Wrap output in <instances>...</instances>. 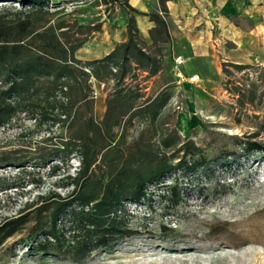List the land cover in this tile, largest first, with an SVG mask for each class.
Segmentation results:
<instances>
[{"label": "rangeland", "instance_id": "1", "mask_svg": "<svg viewBox=\"0 0 264 264\" xmlns=\"http://www.w3.org/2000/svg\"><path fill=\"white\" fill-rule=\"evenodd\" d=\"M124 1L50 0V7H63L53 19L63 18L70 33H83L108 25ZM107 31L92 32L89 42H105ZM246 45L236 62L246 67L212 60L207 80L197 84L173 79L168 44H159L163 57L156 75L139 69L127 75L125 85L138 86L144 98L163 90L170 97L154 121L135 116L123 130L114 128L115 141L122 147L135 141V147L156 153L157 162L179 168L147 184L144 199L122 201L123 234L84 256L65 248L41 252L27 240L32 225L27 220L0 241V264H264V153L247 152L243 145L246 140L264 144V46ZM75 56L86 54L81 50ZM91 83L93 116L99 121L108 92L102 82ZM100 99L102 114L96 109ZM64 134L61 126L46 129L22 111L0 127V225L26 213L39 196L70 195L73 186L66 176L79 163L75 155L65 161L55 151ZM166 137L174 146H161ZM196 160L204 165L191 174L189 163ZM175 183L182 197L178 204L162 188Z\"/></svg>", "mask_w": 264, "mask_h": 264}, {"label": "trees", "instance_id": "2", "mask_svg": "<svg viewBox=\"0 0 264 264\" xmlns=\"http://www.w3.org/2000/svg\"><path fill=\"white\" fill-rule=\"evenodd\" d=\"M159 3L166 12L163 0ZM122 6L140 13L127 0ZM62 11L63 7H50V0H0V127L19 111L46 129L61 126L65 134L55 151L62 153L65 161L75 155L79 163L75 172L66 176L73 186L70 195L39 196L37 201H41L29 204L26 213L21 211L0 225V241L29 220L32 225L27 240L34 241L37 250L61 252L65 248L84 256L125 232L118 215L123 200L144 199L147 184L179 168L157 162L156 153L149 147H135V141L122 147L113 134L114 128L123 130L122 124L135 116L154 121L167 104L168 91L144 98L138 86L125 85L124 81L138 69L151 77L156 75L163 57L159 44H168L170 38L158 13L149 15L156 24L150 31L151 44L139 38L130 17L125 41L101 58L81 60L76 51L101 25L70 33L63 18L53 19ZM227 64L238 69L247 66ZM227 64L223 65L225 73ZM91 79L102 82L108 92L106 110L99 121L93 116ZM110 80L113 87L108 86ZM168 140H161L165 149L174 146ZM243 145L247 152L264 153V144L258 141L246 140ZM203 165L202 160L189 163L190 173ZM162 188L171 203L180 202L178 183Z\"/></svg>", "mask_w": 264, "mask_h": 264}, {"label": "crops", "instance_id": "3", "mask_svg": "<svg viewBox=\"0 0 264 264\" xmlns=\"http://www.w3.org/2000/svg\"><path fill=\"white\" fill-rule=\"evenodd\" d=\"M127 3L140 13L119 7L108 25L100 27V31L108 29V40L89 42L93 38L87 39L76 51L82 50L86 56L78 59L101 58L117 43L125 41L130 17L139 38L151 44L150 31L156 25L150 19L151 13H158L166 24L171 64L173 57L181 56L184 74L195 73L200 81L207 80L212 60L236 63L242 45L264 46V36H261L264 0H163L166 12L161 10L159 0H127Z\"/></svg>", "mask_w": 264, "mask_h": 264}, {"label": "built area", "instance_id": "4", "mask_svg": "<svg viewBox=\"0 0 264 264\" xmlns=\"http://www.w3.org/2000/svg\"><path fill=\"white\" fill-rule=\"evenodd\" d=\"M184 65V59L181 56H175L172 59V64H171V73L173 77L175 78L177 83L180 82H188L191 84H197L200 79L197 74L192 73L190 75H185L182 68Z\"/></svg>", "mask_w": 264, "mask_h": 264}, {"label": "bare ground", "instance_id": "5", "mask_svg": "<svg viewBox=\"0 0 264 264\" xmlns=\"http://www.w3.org/2000/svg\"><path fill=\"white\" fill-rule=\"evenodd\" d=\"M96 109H97L99 114H102V112H103V104H102V100L101 99L98 102H96ZM256 242H258V241H256ZM253 243H255V242H253Z\"/></svg>", "mask_w": 264, "mask_h": 264}]
</instances>
